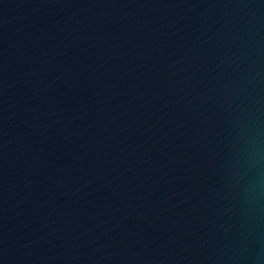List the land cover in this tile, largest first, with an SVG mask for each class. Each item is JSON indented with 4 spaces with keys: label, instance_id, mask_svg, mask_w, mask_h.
<instances>
[{
    "label": "water",
    "instance_id": "water-1",
    "mask_svg": "<svg viewBox=\"0 0 264 264\" xmlns=\"http://www.w3.org/2000/svg\"><path fill=\"white\" fill-rule=\"evenodd\" d=\"M0 264H264V0H0Z\"/></svg>",
    "mask_w": 264,
    "mask_h": 264
}]
</instances>
